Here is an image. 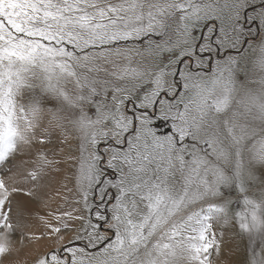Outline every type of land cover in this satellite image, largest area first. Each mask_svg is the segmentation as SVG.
<instances>
[{"label": "snow or ice", "instance_id": "1", "mask_svg": "<svg viewBox=\"0 0 264 264\" xmlns=\"http://www.w3.org/2000/svg\"><path fill=\"white\" fill-rule=\"evenodd\" d=\"M53 131L63 160L33 151ZM25 240L50 241L31 264H264V0H0V264Z\"/></svg>", "mask_w": 264, "mask_h": 264}, {"label": "rangeland", "instance_id": "2", "mask_svg": "<svg viewBox=\"0 0 264 264\" xmlns=\"http://www.w3.org/2000/svg\"><path fill=\"white\" fill-rule=\"evenodd\" d=\"M259 43V42H257ZM246 57H250L251 60H255L257 53H245ZM249 68H251V62H249ZM46 138L51 142L45 145H36L33 148V151L37 149L48 151L50 154H54L58 159L63 160L69 153H72L76 149V140L73 137H69L68 142H64V134L60 131H53L46 135ZM70 176V173L67 171H62L60 175H55L51 177L49 181V187L47 189V196L41 198L38 202L33 203V214L30 218H27L24 221L25 231L26 232H36L39 233L42 231V225L40 223L39 217L44 215L50 208L63 207V203L61 199L57 196V191H64L63 185L68 182L67 178ZM45 202L49 205V207H45ZM50 241H41L37 242H29L25 240L23 244L20 245L21 252L19 255V259L21 264L25 260L28 261V264H31L32 258L39 254V252L45 250Z\"/></svg>", "mask_w": 264, "mask_h": 264}]
</instances>
